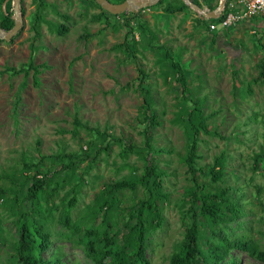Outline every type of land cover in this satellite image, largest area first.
<instances>
[{"label": "rangeland", "instance_id": "rangeland-1", "mask_svg": "<svg viewBox=\"0 0 264 264\" xmlns=\"http://www.w3.org/2000/svg\"><path fill=\"white\" fill-rule=\"evenodd\" d=\"M45 1L38 38L33 39L32 28L38 0H20V28L0 42V71H4L0 73V264H19L13 254L19 234L17 218L30 207L23 198L24 178L36 169L39 175L58 169L62 161L51 155L70 152L81 156L76 168L63 176L54 175L46 191L38 194V218L52 242L44 256L56 253L65 264H94L80 239L86 226L98 224L91 215L95 199L108 183L143 170L140 154H120L124 143L143 147L139 69L146 73L145 85L153 97L149 113L160 122L147 133L152 138L153 161L163 172L162 190L168 194L162 206L163 223L146 235L150 263L169 264V256L183 237L184 192L191 183L182 162L186 133L178 120L184 108L192 107L190 98H204L208 127L221 135H199L198 165L207 167L214 156L227 155L226 183L242 190L246 211L239 220L241 226L232 224L233 233H245L264 249V161L257 171L252 169V155L264 145V81H252L264 54V15L239 19L225 29L226 38L214 42L197 21L199 12L189 5L185 11L169 14L164 3L156 2L137 11L95 18L99 9L90 0ZM230 2L239 8L237 0ZM138 23L146 24L149 32L140 33ZM57 25L63 27L62 34ZM125 39L130 45L135 40L134 52L117 47ZM159 45L181 64L187 94L182 93L169 62L161 60ZM31 49L34 62L46 67L39 74V86H34L32 72L22 86L23 72L14 74L7 68L21 67ZM97 130L121 142L114 141L107 151L98 152L106 142ZM73 194L76 203L68 213L70 222L83 221L80 231L70 235L60 219ZM115 196L117 218L109 223L112 232L121 233L129 220L128 206L144 196V188H123ZM229 256L239 264H264L240 250H232Z\"/></svg>", "mask_w": 264, "mask_h": 264}, {"label": "trees", "instance_id": "trees-1", "mask_svg": "<svg viewBox=\"0 0 264 264\" xmlns=\"http://www.w3.org/2000/svg\"><path fill=\"white\" fill-rule=\"evenodd\" d=\"M3 1L5 0H0V27L5 31H9L14 26L13 9L10 0H7L5 2V11H3L1 8ZM110 1L121 2L123 0ZM191 1L209 10H213L219 3V0ZM90 2L99 9L95 18L106 17V15L110 14L102 9L95 0H90ZM228 2L229 0H226L223 10L216 18H205L203 16L197 18V21L211 33V39L214 42L220 37H227L225 29L210 31L209 25L212 22H219L225 17L230 9ZM163 3L165 4L164 10L169 14L185 11L189 8L183 0H159L155 5ZM44 6H47V2L45 0H38L33 16V39L38 38L41 34L39 27L44 17L40 11ZM20 9L23 12V8L20 7ZM56 27L57 32L62 34L63 31L61 29L63 27L58 25ZM128 27L127 34L131 35L132 27ZM138 28L141 30L140 33L149 32L144 23H138ZM1 41L2 39H0ZM134 42L135 40L130 45L127 39H125L117 47L134 52ZM156 48L163 50L161 60L169 62L174 73L177 74L176 80L181 86L182 93L185 94L188 91V87L181 64L162 45ZM32 51L33 49H31ZM33 54V52L30 53L28 60L18 69L15 67L7 68L8 71L10 70L14 74L23 72L24 80L22 86L26 85V77L29 72H32L34 86L40 85L39 74L46 65L36 64ZM257 68L258 72L252 81L263 82L264 54L258 61ZM3 72L0 71V73ZM139 72L141 78L138 87L143 94V104L141 106L142 122L144 124L142 131L144 135L143 147L138 148L134 144L126 145L124 143L122 144L120 154L122 156L130 153L140 154L144 163L143 170L139 174L131 173L125 178L108 183L104 190L101 191L99 197L95 199V207L91 215L93 219L99 220L98 224L94 226L91 223L86 226L84 234L80 239V242L83 243L85 255L94 264H151L146 256V235L151 230L160 227L163 223L162 206L165 199L168 198V194L162 190L163 172L153 161L151 156V151H154L152 138L147 133L148 128H153L155 125L160 124V122L157 120L156 115L149 113L152 108L153 97L150 87L145 85L146 73L143 69H139ZM184 100H187L186 96ZM203 100L204 98H190L189 101L192 103V107L190 109L184 108L179 113L178 122L183 125L187 139L186 152L182 157V162L186 166L191 184L184 192V200H186L187 206L182 210V220L185 222L183 237L169 256V264H239L229 256L232 250L246 252L254 259L264 262V249L257 241L245 233H233L234 228L232 224L241 226L242 221L239 220L246 215V211L244 201L242 200V190L239 187H233L226 183L225 168L227 155L222 152L214 156L212 163L207 167L198 165V159L201 157L198 154L199 135L203 133L221 136L217 131L209 129L207 123L209 115L205 114L202 110ZM96 133L102 136L103 142H106L104 146L101 145L97 148L98 152L101 150L107 151L114 141L121 142V139L116 138L107 131L101 133L97 130ZM144 148L145 153H143ZM51 156L62 161L58 169L44 175H39V170L36 169L30 176L25 177L22 183L25 189L23 198L30 202V207L28 210L21 212L17 218L19 234L13 243V254L19 264H65V262H60V258L56 253L49 257L44 256V252L51 246V235L46 230L45 223L38 218L40 214L36 209V204L38 194L46 191V186L48 182H52V177L56 174L62 175L74 170L81 156L72 152ZM252 158V169L253 171H257L261 162L264 161V145L259 152L252 155ZM24 166L29 167L31 165L25 163ZM33 166L36 167L37 163H34ZM55 184V188H58L59 184ZM137 185L144 188V196L129 205L127 209L128 218L129 220H134V223L130 224L128 220L123 223L126 229L125 232L120 233L119 230L112 232L109 222L113 218H117L113 213V209L117 205L115 192L123 188L135 190ZM52 189L56 190L54 187ZM10 190L8 189V191ZM2 192L5 191L3 190ZM75 203L76 198L73 194L67 201L66 214L60 219L62 225L69 229L70 235H75L80 231L83 221L81 220L76 225H72L70 222L68 213ZM118 208H120L119 205L117 206Z\"/></svg>", "mask_w": 264, "mask_h": 264}, {"label": "water", "instance_id": "water-1", "mask_svg": "<svg viewBox=\"0 0 264 264\" xmlns=\"http://www.w3.org/2000/svg\"><path fill=\"white\" fill-rule=\"evenodd\" d=\"M13 1V16L14 26L9 30L5 31L0 27V39L9 40L20 28L21 15L19 2L20 0ZM102 9L106 10L111 14H119L123 11H137L138 9L154 4L159 0H123L121 2H111L110 0H95ZM187 5L191 6L194 10L202 12V16L205 18H216L219 11L224 7L226 0H219L218 5L209 12H203L202 7L194 4L191 0H183Z\"/></svg>", "mask_w": 264, "mask_h": 264}, {"label": "built area", "instance_id": "built-area-1", "mask_svg": "<svg viewBox=\"0 0 264 264\" xmlns=\"http://www.w3.org/2000/svg\"><path fill=\"white\" fill-rule=\"evenodd\" d=\"M237 3L240 5L238 9L235 8L236 6L233 4V2H230V9L225 17L219 22L210 23V31L227 29L241 18L264 15V0H237ZM223 8L219 11L218 15L223 10ZM202 9L203 12L211 11L206 7H202ZM199 14L202 16V12L199 11Z\"/></svg>", "mask_w": 264, "mask_h": 264}]
</instances>
